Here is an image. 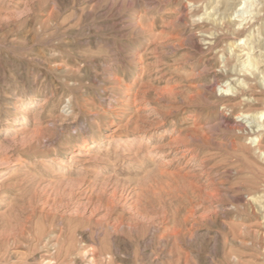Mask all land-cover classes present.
Segmentation results:
<instances>
[{"label":"rangeland","instance_id":"374dc122","mask_svg":"<svg viewBox=\"0 0 264 264\" xmlns=\"http://www.w3.org/2000/svg\"><path fill=\"white\" fill-rule=\"evenodd\" d=\"M0 264H264V0H0Z\"/></svg>","mask_w":264,"mask_h":264},{"label":"bare ground","instance_id":"6f19581e","mask_svg":"<svg viewBox=\"0 0 264 264\" xmlns=\"http://www.w3.org/2000/svg\"><path fill=\"white\" fill-rule=\"evenodd\" d=\"M242 48V47H241ZM244 48V47H243ZM243 51V50H242ZM249 60V59H248ZM257 65V64H256Z\"/></svg>","mask_w":264,"mask_h":264}]
</instances>
